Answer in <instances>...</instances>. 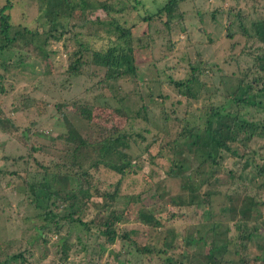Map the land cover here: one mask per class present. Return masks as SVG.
<instances>
[{
    "label": "rangeland",
    "instance_id": "obj_1",
    "mask_svg": "<svg viewBox=\"0 0 264 264\" xmlns=\"http://www.w3.org/2000/svg\"><path fill=\"white\" fill-rule=\"evenodd\" d=\"M167 1L126 0L124 13L117 15L126 26L135 23V37L145 39L142 42L145 49L138 57L139 77L118 82L121 95L126 96L123 104L132 110L147 104V118H132L127 126L131 134L130 153L142 155L144 168L124 176L104 164L89 169L91 175L87 179L94 196L83 214L85 220L90 219L97 203L105 201L98 193L112 192L118 187L120 194L111 204L117 211L141 193L143 203L162 218L163 226L155 230L131 216L122 224V230L129 233L135 230L133 241L138 246L148 245L165 252L144 253L134 242L121 239L109 244L95 227L88 231L68 220H62L64 227L60 232L44 230L42 226L49 222L38 216L41 210L31 202L33 196L21 179L25 175L39 179L41 174L35 172L38 162L67 159V145L57 135L67 132L68 119L90 141L98 140L99 128L80 114L82 106H120L113 94L102 88L101 76L95 68L96 74L88 73L89 68L78 75L68 71L69 53L76 49L80 39L88 41L89 34L98 28L70 25L69 31L61 30L62 27L53 31L56 36L62 34L61 38L50 37L46 48L25 46L24 41L18 40L14 47L0 53V74L6 88L0 95V104L3 114L14 122V126H0V168L8 171L0 174V264H170L172 259L177 264L182 258L184 264H205L214 240L227 248L222 252L225 264H263L256 256L264 245V216L259 222L260 232L249 249L242 247L235 225L241 217V208L247 205V195L264 199V190L259 191L258 184L250 180L254 168L250 163L245 166L246 157L221 151L217 164L211 166L207 150L214 147L211 142L206 145V135L201 154L184 150L183 157L191 163L190 169L174 166L171 175L168 172L173 160L182 158L183 149L174 141L184 128L182 119H192L209 103L180 94L171 85V79H185L192 66H197L202 72L201 79L211 82L210 90L216 91L211 94L212 101L223 102L227 88L219 83L222 70H234L237 57L242 64H250L252 58L240 55L241 49L247 45L245 48L252 47L254 52L260 45L256 39L245 38L240 21L250 27L251 18L258 16L254 8L264 12V0H185L180 6V17L167 23L155 20L147 27L142 15L156 12ZM51 2L55 0H0V9L8 4L6 9L11 13L14 23L11 35L24 27L30 31L48 30L50 25L43 22L47 20L44 13ZM240 12L246 18L237 16ZM145 29L147 34L143 35ZM172 109L178 118L170 115ZM247 110L245 115L251 119L264 121V111ZM166 115L171 117L167 123ZM200 122L202 131L205 123ZM32 145L37 147L33 153ZM249 149L262 162L264 137L255 138ZM96 158L94 152L85 153L84 166L89 167ZM11 171H18L21 177ZM58 185L65 187L64 182ZM186 185L195 186L194 201ZM51 207L61 215L65 213L54 204ZM255 220L252 217L250 222ZM166 237L173 239L172 246L167 248L163 245ZM64 241L69 247L67 259H63Z\"/></svg>",
    "mask_w": 264,
    "mask_h": 264
},
{
    "label": "trees",
    "instance_id": "obj_2",
    "mask_svg": "<svg viewBox=\"0 0 264 264\" xmlns=\"http://www.w3.org/2000/svg\"><path fill=\"white\" fill-rule=\"evenodd\" d=\"M124 1L126 0H55V2H51L52 5L46 7L44 13L47 20L43 23L50 25L48 30L30 31L24 27L22 30L14 31L13 35H11V31L14 23L11 13L6 9L8 4H5L0 9V53L14 47L18 40L24 41L25 46L34 45L35 47L46 48L50 37L61 38L62 34L59 36L53 34V31H58L61 27V30L69 31L70 25L98 26L95 32L89 34L88 41L80 39L76 49L69 53L68 71L78 75L86 68L91 70L88 73H94L93 68H95L97 74L101 76L102 88H107L113 97L120 102V106L108 104L94 108L89 104L81 105L80 114L89 123L97 125L99 128L98 140L90 141L68 119L67 132L57 135V138L67 145L65 148L67 159L51 160L47 164L38 162V169L35 172L41 174L39 179H30L26 175L22 178L18 171H11L10 173L19 174L33 196L31 202L41 210L38 216H42L44 220L49 222V225L42 226L44 230L51 228L60 232L64 227L62 220H68L71 223L76 222L82 225L88 231L95 227V230L98 231L97 234H100L109 244L121 239L129 243L134 242L137 245L133 241V233L136 231L132 230L131 235V233L122 230V224L129 221L131 216H135V220L148 224L155 230L163 226L162 218L155 215L153 210H150V207L143 203L141 193L134 195L121 211L111 207V204L116 201L120 194L118 187L112 192L98 193V196L106 198L105 201L97 203L93 217L86 220L83 218L84 211L94 196L91 190L93 187L91 181L87 179L91 175L89 169L104 164L124 176L129 172L136 174L144 168L142 155L133 156L130 153L132 147L131 134L127 132V126L132 118H147V104H143L137 110H132L129 105L123 104L126 96L121 95L118 82L126 78L139 77L138 57L140 51L145 49L142 43L145 39L141 36L135 37V23L126 26L117 17L118 14L124 13L127 5L124 4ZM184 1L168 0L156 12L144 13L142 20L147 23V27L151 26L155 20H164L167 23L176 16L180 17L178 13ZM254 12L258 16L251 18L250 27L242 21H240V27L247 40L256 39L260 45L254 52L252 47H248L249 50L246 49L247 45L241 49L240 55L243 53L252 58L250 64H242L237 57L234 58V70H222L219 83L224 84L227 88L223 102L214 103L212 101L211 94L216 93V91L210 90L211 82L201 79L202 72L198 70L197 66H192L191 73L185 79H171V85L180 94L196 101L205 99L209 103L201 108L199 114L193 115L192 119L188 117L182 119L185 121L184 128L174 140L177 142L176 146L183 149L182 158L173 160L172 169L169 170L168 174L171 175L174 166L190 169L191 163L183 157L184 150L188 149L194 155L201 154L200 148L205 144L202 140L207 135L206 145L211 142L214 147L213 150H207L210 146L205 147L208 152L207 161L211 166L217 164L221 151H226L236 157H246L245 166L248 167L247 165L250 163L251 167L254 168L250 180L258 184L255 185L259 191L264 190V159L262 162L257 161L255 151L249 149L250 143L255 138L264 137V121L251 119L249 115H245V111L251 108L264 111V12L257 11L256 7ZM237 16L246 18L242 12ZM146 34L147 29L143 31V35ZM3 78L4 76L0 74V95L6 92V88L2 84ZM170 112H172L171 116L175 119L178 118L173 109ZM3 113L0 104V126L2 128L7 125L14 126V122ZM170 115L164 116L166 123L170 120ZM200 121L205 123L202 131L199 130L201 128ZM25 136L28 140L29 134L27 133ZM30 149L33 153L37 147L32 145ZM93 152L97 158L86 168L82 158L85 153L92 154ZM7 172V170L0 168V174ZM189 180L190 176L187 177V181ZM74 181L78 183L74 185ZM62 182L65 183L64 188L58 185ZM186 186L191 189V194L194 195L192 201H194L195 186ZM163 196L165 195L162 192L161 197ZM204 201L207 200L204 199ZM51 204H54L57 209L65 211V213L61 215L59 211L51 207ZM189 204L192 205L193 202ZM263 210L264 199H259L257 195L253 197L247 195V205H243L240 211L241 217L235 222L244 249H249L250 243L260 232L259 222L263 220ZM252 217L256 218L254 223L250 222ZM173 235L175 236V233ZM199 241H201L200 238ZM172 242V238L166 237L163 245L167 248L172 246ZM63 243V259H67L69 247L67 248L65 241ZM227 244L229 245V241ZM234 245L237 247V241L234 242ZM154 248L148 245L138 246V249L144 253L153 251L161 253L163 250L165 252V249ZM260 248L261 253L256 256V259L264 264V245ZM226 250L225 245H219L214 240L209 251H207L205 264H225L226 261L223 259L222 252ZM242 259L245 260L246 257L243 256ZM169 262L174 264L175 261L172 259ZM177 264H184L183 258ZM190 264L194 263L191 262Z\"/></svg>",
    "mask_w": 264,
    "mask_h": 264
}]
</instances>
